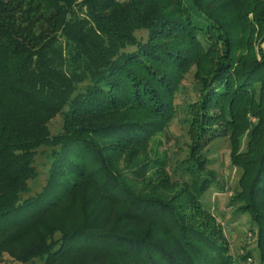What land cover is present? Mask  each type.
<instances>
[{
    "label": "trees",
    "instance_id": "1",
    "mask_svg": "<svg viewBox=\"0 0 264 264\" xmlns=\"http://www.w3.org/2000/svg\"><path fill=\"white\" fill-rule=\"evenodd\" d=\"M189 74L181 181L155 138ZM225 138L264 247V0H0V261L232 264L200 202Z\"/></svg>",
    "mask_w": 264,
    "mask_h": 264
},
{
    "label": "rangeland",
    "instance_id": "2",
    "mask_svg": "<svg viewBox=\"0 0 264 264\" xmlns=\"http://www.w3.org/2000/svg\"><path fill=\"white\" fill-rule=\"evenodd\" d=\"M137 37L145 38V33L139 32ZM182 85L184 90L175 101L178 113L169 127L155 138V142H158L157 152L166 153L169 158L168 169L171 178L188 181L189 177L184 171L182 162L188 158L190 147L184 119L186 118V105L195 98L193 91L195 83L191 74L185 77ZM61 127L62 118L60 116H56L49 123L51 134L58 133ZM229 150V142L226 138L215 140L204 150L207 159L206 169L211 171L214 176L200 202L210 212L216 224L220 226L228 245L232 264H264V247L258 245L257 227L246 213L237 212L235 207L230 205L233 193L237 189L240 172L230 165ZM48 153L47 148L37 150L34 167L38 175L34 180L28 182L29 193L23 197L37 194L44 185L50 165ZM0 264H43V260L34 259L30 262L20 263L3 255Z\"/></svg>",
    "mask_w": 264,
    "mask_h": 264
}]
</instances>
